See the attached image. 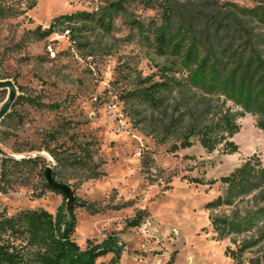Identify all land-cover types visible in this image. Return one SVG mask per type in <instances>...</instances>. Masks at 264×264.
Returning a JSON list of instances; mask_svg holds the SVG:
<instances>
[{"label":"rangeland","instance_id":"374dc122","mask_svg":"<svg viewBox=\"0 0 264 264\" xmlns=\"http://www.w3.org/2000/svg\"><path fill=\"white\" fill-rule=\"evenodd\" d=\"M115 1L4 0L15 14L0 18V83H8L0 88V161L3 155L19 156L15 145L39 144L43 131L63 118L71 120L81 140L96 142L97 161H105V175L76 189L81 200L105 208L95 213L76 208L74 236L82 248L115 235L118 264H233L225 255L229 241L213 238L205 204L222 192V175L254 154L264 161V131L256 126V116L239 118L232 138L239 146L236 153H209L196 137L191 147L171 151L191 116L167 137L164 127L171 115L187 111L191 90L164 92L158 106L126 95L162 80L164 73L182 75L179 58L147 42L162 24L168 2L201 9L206 18L243 22L264 39V22L252 14L256 7L264 9V0H129L123 2L125 9L114 10ZM77 11L94 12L95 20L75 23L73 31L59 26L44 39L33 35L38 25L47 28L55 17ZM99 18L110 22L109 28ZM13 94L14 100L21 97L9 105ZM57 169L64 179L76 181L69 165ZM193 178L218 181L209 185ZM69 200L52 191L35 196L32 188L15 185L0 191V212L44 208L55 213L63 205L69 214ZM137 216L140 224L131 225ZM113 256L108 253L97 264Z\"/></svg>","mask_w":264,"mask_h":264},{"label":"trees","instance_id":"16d2710c","mask_svg":"<svg viewBox=\"0 0 264 264\" xmlns=\"http://www.w3.org/2000/svg\"><path fill=\"white\" fill-rule=\"evenodd\" d=\"M128 1L118 0L110 6L123 10V2ZM4 3L0 0V18L15 14ZM252 14L264 22L263 7L252 9ZM203 16V11L196 7H179L170 2L165 5L163 22L153 28V40L147 42L153 43L158 52L179 58L182 75L164 73L162 80L130 92L126 97H140L158 106L164 92L187 87L193 93L192 102L188 103L187 111L171 115L164 127L165 137L180 127L186 116L190 115L192 121L180 133V141L173 143L171 151L191 147L192 138L196 137L209 153L221 150L233 154L239 148L232 139L240 129L239 118L247 113L256 116V126L264 131V39L243 22ZM197 18L202 19L201 23H197ZM83 20H95V13L62 14L47 28L38 25L32 33L44 39L59 26L65 25V29L73 31L71 25ZM99 21L109 28L110 22L104 23L101 18ZM240 40L242 43L236 45ZM19 97L21 95L13 103L19 102ZM72 124L71 120L63 118L41 133L39 144L15 145L13 152L19 156L1 157L0 191L7 192L20 185L32 188L35 196H43L47 191L66 196L50 186L46 173L51 168L54 179L72 188L74 202L69 214L63 205L55 213L44 208H25L12 214L0 212V264H97V260L108 253H114L111 261L100 264L120 261L121 248L115 235L98 243L89 241L86 248L76 242V208L82 207L91 213L105 209L97 202L81 200L76 189L86 180L105 175L102 169L105 161H97L96 142L81 140ZM43 150L52 159L41 154ZM58 165L72 167L77 174L76 181L64 179ZM35 177L37 182L33 181ZM192 180L209 185L218 181ZM219 181L223 185L222 192L205 204L213 238L229 241L225 255L233 264H264V161L254 154L222 175ZM140 218L135 217L130 224L138 226Z\"/></svg>","mask_w":264,"mask_h":264},{"label":"water","instance_id":"95a60500","mask_svg":"<svg viewBox=\"0 0 264 264\" xmlns=\"http://www.w3.org/2000/svg\"><path fill=\"white\" fill-rule=\"evenodd\" d=\"M8 85V83H0V88H6ZM15 99V95L13 94L10 101H9V105H12V103L14 102ZM8 109H6L7 111ZM52 169L48 168L46 176L48 179V182L50 184L51 187L53 188H57L59 190H61L63 193H65L66 196H68L70 198L69 200V210L71 209L73 202H74V193L72 191V188L66 184V183H61L58 182L56 179L53 178L52 174H51Z\"/></svg>","mask_w":264,"mask_h":264},{"label":"built area","instance_id":"2783aa9c","mask_svg":"<svg viewBox=\"0 0 264 264\" xmlns=\"http://www.w3.org/2000/svg\"><path fill=\"white\" fill-rule=\"evenodd\" d=\"M52 57H55V53H52ZM147 228H148V224H143V229H144V231H146L147 230Z\"/></svg>","mask_w":264,"mask_h":264}]
</instances>
